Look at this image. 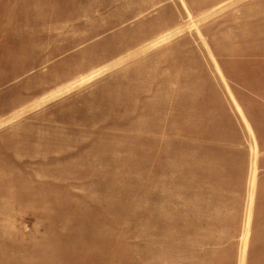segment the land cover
I'll return each mask as SVG.
<instances>
[{
	"label": "rangeland",
	"instance_id": "1",
	"mask_svg": "<svg viewBox=\"0 0 264 264\" xmlns=\"http://www.w3.org/2000/svg\"><path fill=\"white\" fill-rule=\"evenodd\" d=\"M0 264H264V0H0Z\"/></svg>",
	"mask_w": 264,
	"mask_h": 264
},
{
	"label": "crops",
	"instance_id": "2",
	"mask_svg": "<svg viewBox=\"0 0 264 264\" xmlns=\"http://www.w3.org/2000/svg\"><path fill=\"white\" fill-rule=\"evenodd\" d=\"M210 56H211V60H212V63H213V65H214V68H215V71H216L217 75L219 76V78L221 79V81L225 84L224 78H223V76H222V74H221V72H220V70H219V67H218L216 61L214 60V58L212 57L211 54H210ZM225 87H227V85H226ZM226 90H227V92L229 93V90H228L227 88H226ZM228 95H229V94H228ZM229 97H230L231 101L233 102V96L229 95ZM233 104H234V103H233ZM234 105H235V104H234ZM240 118H241V117H240Z\"/></svg>",
	"mask_w": 264,
	"mask_h": 264
}]
</instances>
